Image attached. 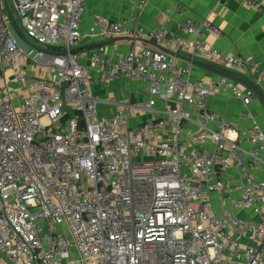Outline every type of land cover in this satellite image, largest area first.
<instances>
[{
    "label": "built area",
    "instance_id": "obj_1",
    "mask_svg": "<svg viewBox=\"0 0 264 264\" xmlns=\"http://www.w3.org/2000/svg\"><path fill=\"white\" fill-rule=\"evenodd\" d=\"M86 2L0 0V264H264V180L249 171L264 167V130L208 107L219 91L244 106L256 92L230 76L193 80L145 44L117 59L92 48L83 63ZM169 22L147 38L168 41ZM204 29L219 33L185 21L195 38L176 37L181 51L264 88L254 57L208 47ZM141 32L100 16L88 27L96 43ZM96 68L102 83L142 81L147 100L101 115ZM144 112L156 116L132 124Z\"/></svg>",
    "mask_w": 264,
    "mask_h": 264
},
{
    "label": "crops",
    "instance_id": "obj_2",
    "mask_svg": "<svg viewBox=\"0 0 264 264\" xmlns=\"http://www.w3.org/2000/svg\"><path fill=\"white\" fill-rule=\"evenodd\" d=\"M257 2L260 4V8L254 7L246 0H87L81 24L85 38L76 51L87 55L88 57L81 61L89 63L92 48L80 49V47L96 44L88 37V27L95 16L119 21L129 29L139 28L142 30V34L138 36L128 34L127 36L147 40L151 39L146 35L159 30L169 17L170 22L167 24L170 33L169 40L166 42L155 39L151 41L178 53L181 57L168 54L178 60V66L190 67L191 79L204 80L206 84H209L212 80L228 75H224L216 67H204L187 61L186 58H191L200 63H208L199 55L182 52L175 42L176 37L195 38L194 35L182 31V24L185 21L208 20L219 30L218 34L207 29L203 30L200 38L208 47L219 49L225 54L252 56L264 70V0H257ZM141 3H143L142 7L139 6ZM136 39L114 42L104 45V48L113 59H117L122 54L144 44L158 49L153 44ZM25 70L35 74L45 73L42 66L28 65ZM47 72L51 73L50 70ZM100 73L99 69H94L96 78L94 93L101 101L99 104L101 115H112L120 106L124 105L136 113L134 106L147 100L142 81L118 77L111 84H107L100 81ZM236 80L244 86L251 87V78L247 75L243 79ZM260 88L264 94V88ZM208 107L240 130L247 129L252 118L257 119L264 130V104L258 95L249 106H244L232 94L219 91L208 98ZM154 116L156 115L153 112H144L137 118L132 116V124L135 125L139 121H145ZM194 127V124L190 125V128ZM262 157L264 159V151ZM249 171L258 179L264 180V167L252 165L249 167Z\"/></svg>",
    "mask_w": 264,
    "mask_h": 264
},
{
    "label": "water",
    "instance_id": "obj_3",
    "mask_svg": "<svg viewBox=\"0 0 264 264\" xmlns=\"http://www.w3.org/2000/svg\"><path fill=\"white\" fill-rule=\"evenodd\" d=\"M9 12H10V14H11V17H12V20H13V23H14V25H15V27H16L17 32H18L21 36L25 37V36L23 35V33H22V31H21V29H20V27H19L17 21H16V18L14 17V15H13V13L11 12L10 9H9ZM135 39H136V38H134V37H128V36H125V37H116V38L111 39V40H109V41H107V42H104V43H96V44H92V45H89V46H83V47H80V49L96 48V47H99V46H102V45H107V44H111V43L118 42V41H123V40H135ZM136 40H141V41H143V42L153 44L155 47H157L158 49H160V50H162V51H165V52H167V53H169V54H171V55H173V56H175V57H181L178 53L173 52V51H171V50L165 48L164 46H162V45H160V44H158V43H156V42H153V41H151V40H147V39H136ZM76 50H78V49H76ZM186 60L189 61V62H191V63H193V64L201 65V66H204V67H209V66H211V67H213V68L216 67V68H218V69L221 71V73H223L224 75H228V76L233 77V78H236V79H243V77H241V76H239V75H236L235 73H233V72H231V71H228V70H226V69H224V68H222V67H220V66L213 65V64H209V63H200V62L195 61L194 59H191V58H186ZM67 85H68V83H64V84H63V87L65 88V87H67ZM251 88L256 92V94L259 96V98L261 99V101H262L263 104H264V94H263V92L261 91V88H260L259 86L255 85V83H253L252 80H251Z\"/></svg>",
    "mask_w": 264,
    "mask_h": 264
},
{
    "label": "rangeland",
    "instance_id": "obj_4",
    "mask_svg": "<svg viewBox=\"0 0 264 264\" xmlns=\"http://www.w3.org/2000/svg\"><path fill=\"white\" fill-rule=\"evenodd\" d=\"M35 46H37V45H35ZM209 64H213V63H209Z\"/></svg>",
    "mask_w": 264,
    "mask_h": 264
}]
</instances>
